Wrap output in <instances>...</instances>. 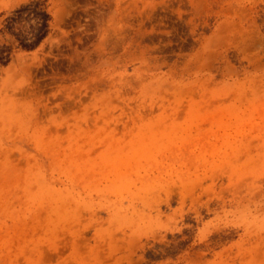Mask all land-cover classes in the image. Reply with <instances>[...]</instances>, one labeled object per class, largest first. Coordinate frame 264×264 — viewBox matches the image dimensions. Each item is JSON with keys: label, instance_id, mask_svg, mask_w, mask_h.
<instances>
[{"label": "rangeland", "instance_id": "374dc122", "mask_svg": "<svg viewBox=\"0 0 264 264\" xmlns=\"http://www.w3.org/2000/svg\"><path fill=\"white\" fill-rule=\"evenodd\" d=\"M0 264H264V0H0Z\"/></svg>", "mask_w": 264, "mask_h": 264}]
</instances>
